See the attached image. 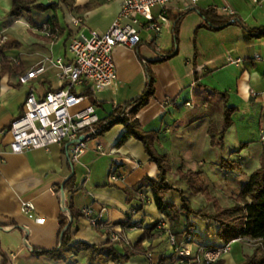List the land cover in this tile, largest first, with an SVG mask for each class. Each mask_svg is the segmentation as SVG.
Listing matches in <instances>:
<instances>
[{
  "label": "crops",
  "instance_id": "1",
  "mask_svg": "<svg viewBox=\"0 0 264 264\" xmlns=\"http://www.w3.org/2000/svg\"><path fill=\"white\" fill-rule=\"evenodd\" d=\"M55 1L38 0L45 4ZM90 1L76 0L75 6L79 10H60L59 23L64 33L51 40L46 23L52 12H26L21 17H14L11 14L13 0H0V40L19 42V49L9 51V54L19 57L17 64L23 71L0 74V130L9 128L22 114L31 86L38 96L62 86L60 70L54 61L58 57H72L69 52L71 27L87 36L92 30L104 32L112 27L119 16L122 0H111L84 10ZM196 6L214 7L223 15H228L222 11L228 6L249 26H264V0H201ZM191 7L195 5L190 0H174L168 11H185ZM160 11L159 6L153 9L155 16H159ZM75 19H83L81 26L73 24ZM202 22L197 11L183 18L178 54L153 64L157 78L156 96L139 117L147 130L161 131L157 147L168 155L172 164L170 182L185 191L194 208L214 213V203L202 193L194 194L189 184L181 179L179 168L184 166L186 170L201 171L200 177L211 194L223 207H232L242 186L260 167L264 151V36L247 40L238 25L210 30L199 28ZM142 36L143 41L134 48L123 45L115 48L118 82L112 87L92 90L98 101L99 119L109 117L117 105L144 92L147 74L138 49L147 60H158L161 56L149 46L154 31L145 29ZM173 37L174 22L169 19L164 23L156 45L163 51H170ZM43 64L47 71L30 86L18 84L21 74ZM215 90L229 93L230 105L237 109L223 147L211 144V125L215 124L220 132L226 125L224 98ZM88 102H92L91 97ZM125 131L124 125H116L105 135L89 141L80 160L73 162L74 189L58 191L72 173L67 145L54 144L48 149H30L19 154L7 152L0 156V264H102L98 258L90 263L88 252L81 248L66 251L60 258L39 253L42 249L58 247L62 213L72 222L73 229H79L77 241L100 245L109 240L112 232H119L124 241L114 244L123 254L135 247L146 228L163 223L165 227L160 228L157 237L144 240L146 252L138 253L127 264L178 262L169 240V218L158 209L152 188H140L148 178L157 176V169L151 164L141 141L131 139L123 146H117ZM244 143H250V146L238 152ZM224 158L237 161L243 170H222L218 165ZM115 173L118 180L112 179ZM125 189L130 191L129 199ZM167 200L181 205L177 191L170 192ZM27 201L36 205L33 217L22 210ZM70 206L84 214L91 208L92 217L106 223L105 226L97 231L92 217L86 215L73 220ZM130 220L142 227H127ZM183 223L193 224L196 240L201 245L215 247L226 243L218 236L220 226L215 221L184 217ZM256 246L255 240L236 241L222 260L224 264H240L246 256L254 254ZM105 264L115 263L110 260Z\"/></svg>",
  "mask_w": 264,
  "mask_h": 264
},
{
  "label": "trees",
  "instance_id": "2",
  "mask_svg": "<svg viewBox=\"0 0 264 264\" xmlns=\"http://www.w3.org/2000/svg\"><path fill=\"white\" fill-rule=\"evenodd\" d=\"M111 0H91L84 10L93 9L105 2ZM76 0H57L48 4L39 3L38 0H13V8L11 14L14 17H21L24 13H48L52 12V15L48 18L47 32L51 40H54L64 33L59 23V11H65L69 9L71 11L79 10L76 6ZM197 11L203 18V22L199 28H207L210 30H220L230 25H238L242 28L244 36L247 40H253L264 36V26L251 27L238 15H223L214 7L200 8L195 7L188 8L185 11L168 12V18L174 22V39L173 48L170 51H163L156 45V41L149 43L150 48L160 54L161 58L158 60H147L139 52L140 60L144 66L147 74V84L144 92L121 105H117L114 111L109 117L99 119L95 124L97 135H105L116 125H124L126 131L117 143V146L121 147L131 139H137L144 144L145 150L150 157V162L157 169V176L154 178H148L146 184L141 185L140 188L149 186L152 188L154 200L158 206V209L165 213L169 218L171 226L170 233L174 234L178 240L179 245H183L188 242V237L195 234L193 231V224H184L183 218L190 217L202 218L204 221H215L219 224L220 228L218 236L226 243H229L235 239L242 238L244 240H255L257 246L255 252L251 256H246L244 261L240 264H264V151L261 157V165L256 169L249 177V180L242 186L240 192L235 197V205L232 207H223L217 197L213 196L201 179V171L186 170L184 166L179 168V174L182 180L186 181L192 188L194 194H204L208 201L213 202L216 208L214 213L203 209H196L192 206L191 199L186 195L185 191L170 182L169 175L172 172V164L166 153H162L157 143L160 140V130H147L142 124L139 114L147 107L156 96V74L153 70V64L166 61L178 54V46L180 40V28L183 18L193 12ZM33 22V21H32ZM71 34L76 33L77 30L71 27ZM20 44L16 40H0V74H20L21 67L17 64L19 57L9 54V51L19 49ZM197 50L195 57L197 58ZM195 77L196 82H199L197 60L195 61ZM18 84H22L20 81ZM224 98V117L226 121L225 128L222 132L218 130L215 124L210 127V136L212 146H224V138L228 129L233 124V115L237 109L230 105L229 93L219 92ZM86 94L91 97L93 104H98V101L94 99L91 89H87ZM250 146V143H244L240 149L241 152L246 147ZM71 162L72 172L74 174L62 185L59 186L58 191L61 189H74L76 174L73 161ZM222 170L229 171H242V166L235 160L230 158H224L218 165ZM177 191L181 196V205L178 206L175 203H171L167 200V195ZM128 194L130 191L125 189ZM72 219L81 218L85 216L84 213L76 211L73 206L69 207ZM127 227L140 228V223H132ZM61 234L60 243L58 247L53 249H42L40 254L51 257L60 258L64 252L73 250L74 248H81L88 252L90 263L98 258L102 264L108 261H113L115 264H127L128 261L135 257L138 253H145L146 249L143 246L144 240L148 238H155L159 235L160 228H164L161 224L156 223L149 228L145 229V233L142 238L136 242L133 249H128L126 253H121L115 248L114 242L109 240L100 245L91 244L84 241H77L76 235L79 231L78 228L73 229L72 222L69 218L62 213L60 216ZM106 224V223H105ZM104 222L99 220V225L94 228L99 231V226H105ZM139 226V227H137ZM224 260H220L212 264H224Z\"/></svg>",
  "mask_w": 264,
  "mask_h": 264
},
{
  "label": "built area",
  "instance_id": "3",
  "mask_svg": "<svg viewBox=\"0 0 264 264\" xmlns=\"http://www.w3.org/2000/svg\"><path fill=\"white\" fill-rule=\"evenodd\" d=\"M174 0H122L118 18L112 27L104 32L92 30L89 36L81 30L72 34L69 42L71 58L58 57L54 65L59 68L62 86L38 96L36 89L30 87L25 109L11 126L0 130V156L4 153L19 154L30 149H48L54 144L67 145L73 162L80 160L88 149L89 141L97 135L95 124L99 121L95 104L88 102L87 89H104L114 86L119 79L114 57L119 45L134 48L143 41L142 32L152 30L159 39L164 23L168 22V6ZM197 5L201 0H190ZM258 2V0H255ZM161 7L159 16L153 9ZM228 15H234L228 6L222 8ZM83 19H75L73 24L81 26ZM47 71L46 65H40L20 75L23 85H31ZM190 105V103H188ZM81 137H84L82 140ZM76 140V142H72ZM98 149L102 147L99 145ZM118 180L117 173L112 175ZM22 210L30 217L34 216L36 205L27 201ZM85 215L92 217L93 210L87 208ZM93 226L99 225L98 218H91ZM163 227L165 225L161 224ZM102 226V225H101ZM99 226V227H101ZM139 227V226H137ZM110 239L114 243L124 241L119 232H112ZM170 243L178 256L176 264H212L220 261L231 250L235 239L222 246L201 245L193 235L182 246L176 236L169 232ZM194 246L195 248H192Z\"/></svg>",
  "mask_w": 264,
  "mask_h": 264
},
{
  "label": "water",
  "instance_id": "4",
  "mask_svg": "<svg viewBox=\"0 0 264 264\" xmlns=\"http://www.w3.org/2000/svg\"><path fill=\"white\" fill-rule=\"evenodd\" d=\"M81 139L83 140L84 137H81ZM72 142H76V140H74V141H72ZM73 174H74V172L71 173V175L65 180V182H66V181H67V180H68ZM65 182H64V183H65ZM64 183H63V184H64Z\"/></svg>",
  "mask_w": 264,
  "mask_h": 264
},
{
  "label": "rangeland",
  "instance_id": "5",
  "mask_svg": "<svg viewBox=\"0 0 264 264\" xmlns=\"http://www.w3.org/2000/svg\"><path fill=\"white\" fill-rule=\"evenodd\" d=\"M221 177H224V176H221ZM222 179L220 178V181H221ZM223 197V196H222ZM219 198H221V195H219ZM224 204H227V203H225L224 202ZM192 248H195L194 246H192Z\"/></svg>",
  "mask_w": 264,
  "mask_h": 264
}]
</instances>
